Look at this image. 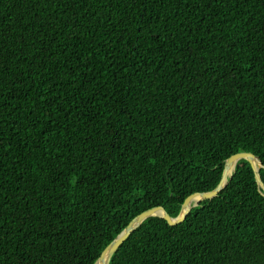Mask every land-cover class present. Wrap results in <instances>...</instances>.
<instances>
[{"label":"trees","instance_id":"trees-1","mask_svg":"<svg viewBox=\"0 0 264 264\" xmlns=\"http://www.w3.org/2000/svg\"><path fill=\"white\" fill-rule=\"evenodd\" d=\"M240 151L264 183V0H0V264H95ZM109 264H264L250 164Z\"/></svg>","mask_w":264,"mask_h":264},{"label":"water","instance_id":"water-1","mask_svg":"<svg viewBox=\"0 0 264 264\" xmlns=\"http://www.w3.org/2000/svg\"><path fill=\"white\" fill-rule=\"evenodd\" d=\"M240 159H245L251 166L256 183L260 186L262 189V193L264 195V183L260 178L259 175V168L263 167V164L258 159V157L253 154L252 152L248 151H240L231 154L228 156L224 161L223 171L220 177V180L218 184L211 190L208 191H202V192H194L190 195H188L183 203L181 204L180 211L177 216L172 217L170 214L165 210V208L161 205H156L153 207H150L148 209H145L135 215L130 221L127 223V225L122 229V231L114 238L112 239L105 248L101 251L99 257L95 261V264H109V261L114 254V252L117 250V248L120 246V244L132 233L146 218L150 216H159L163 218L168 224L175 225L180 222H182L187 214L189 213L190 209L197 205L199 201L212 198L225 187L227 183V178L231 176L236 162ZM255 161L258 162V166L256 167Z\"/></svg>","mask_w":264,"mask_h":264},{"label":"bare ground","instance_id":"bare-ground-1","mask_svg":"<svg viewBox=\"0 0 264 264\" xmlns=\"http://www.w3.org/2000/svg\"><path fill=\"white\" fill-rule=\"evenodd\" d=\"M255 165H256V167L258 166V162L257 161H255Z\"/></svg>","mask_w":264,"mask_h":264}]
</instances>
